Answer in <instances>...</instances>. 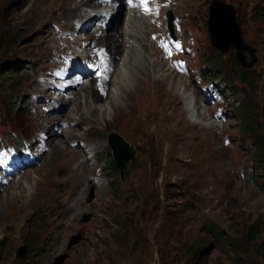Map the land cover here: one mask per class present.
<instances>
[{
    "label": "rangeland",
    "instance_id": "374dc122",
    "mask_svg": "<svg viewBox=\"0 0 264 264\" xmlns=\"http://www.w3.org/2000/svg\"><path fill=\"white\" fill-rule=\"evenodd\" d=\"M212 1H134L151 9L154 28L150 24L146 42L154 59H164L165 70L176 84L184 80L186 89L177 91L164 78L162 91L169 95H143L134 106L126 99L125 113L114 114L111 104L122 103L109 92L117 84L114 73L122 67L124 50L109 72L81 50L60 52L64 43L49 61L45 41L64 34L74 43L73 29L61 31L65 20L57 16L43 22L26 17L30 6H21L22 0H0V67L12 70L0 80L5 85L0 93V264H264V178L262 172L255 176L254 166L255 144L264 139V0H219L236 9L243 40L256 48L257 62L241 68L248 75L245 82L232 64L235 50L223 53L212 45ZM117 2L108 18L92 12L94 19L81 20L74 35L82 37L83 49L96 46L97 53L102 34L121 33L124 39L129 9L127 1ZM98 25L102 30L96 33ZM91 36L100 42H88ZM103 47L99 61L108 63L111 47ZM244 55L250 63L252 57ZM58 62L57 86L32 93L41 83V66L50 70ZM139 72L133 84L142 80ZM81 80L93 84L86 96L105 107L106 117L72 123L71 136L65 125L75 119ZM176 100L180 116L173 120ZM244 103L256 106L250 115L259 124L256 138L243 133L233 113ZM37 109L52 118L44 134L35 121ZM115 134L129 145L131 158L112 178L110 135ZM71 137L76 146L69 144ZM57 146L63 150L54 155ZM71 152L78 159L74 168L87 169L85 183L75 190L64 172ZM57 169L63 172L51 176ZM22 246L26 254L17 258Z\"/></svg>",
    "mask_w": 264,
    "mask_h": 264
},
{
    "label": "bare ground",
    "instance_id": "6f19581e",
    "mask_svg": "<svg viewBox=\"0 0 264 264\" xmlns=\"http://www.w3.org/2000/svg\"><path fill=\"white\" fill-rule=\"evenodd\" d=\"M125 1H127V7L129 9V11H128L129 15H128V19H127L128 21H126L127 27L123 33L124 39H122V40L120 39L121 35H122L121 33L111 34V35H107V36H106V34H102L101 35V42L95 36H91L90 39H88L89 40L88 42L99 41L101 43L100 44L101 45L100 50L104 48L103 46L109 45L111 47L108 50V52L110 53V61H108V63H105L103 60L99 61V59H102V58L100 56H98V55H101L100 50L97 51V53H96V49H95L96 46H94L93 50L83 49L82 48V37L76 36L77 37L76 38L74 33L79 28V24H80L81 20H83L85 17L87 18L90 16L91 19H94L92 12L95 14H97V13L101 14L104 16V18H106V16H107V18H108V12L118 5L117 0H105V1L104 0H101V1L100 0H22V3H21V6H25V5L28 7L30 6L28 13L25 15L26 17H29L31 15L32 18L38 19V21L40 20V22H43L46 18H49L51 15H52L51 18L53 16L54 17L57 16L58 18H60L61 21L65 20V24L60 23L62 25L58 26L61 31H64V30L69 29V28L73 29V31H69V32H71L72 36L76 39V41L74 43L69 42L68 39L66 37H64V34H63V36H58V40L53 41V38H52L50 40L47 39L45 41V43H47V42L49 43V47H48L49 57L46 58L49 61L53 60V54H56L58 51H60L59 46L64 43L66 47L64 49H62L63 51H60V52H64V50H65L66 51L65 54H67V53H75L76 50H81V54L83 57H85L88 60H94L98 64L96 67H98L100 69H104V71L108 70V72H109L110 69L113 67V64L116 63V57H120V52L124 50L125 54L122 58V63H123L122 67H120V71L118 69L117 73H114V74H116L115 76H116L117 84L116 85L114 84L115 86L113 87V91L109 92V95L111 94V96H113L114 99L116 98V100H119L122 103L120 106L114 105V102H113V104H111V110H112V112H114V114L125 113L124 109H126V107L129 106V103L126 101V99H129L130 102L132 101L131 104H132V106H134V104L137 100H138V102L139 101L142 102L144 96H147V97L152 96V95L154 96V94L156 93L158 95V97L160 98V97H164L166 95H169L166 91H162V88L164 87V78H167V80H168L167 82H169V84L172 87L177 86V88H176L177 91H180L182 89L183 90L186 89V85H185L184 80L181 79L176 84V82L174 81L175 76L170 71V69L168 68V70H165L166 62L164 61V59H154L152 51L150 50V48H148V45H147L148 42H146L148 35H147L146 31L152 25V23L149 22V15L151 13H149V11H148L151 9L147 6L145 8L144 7L140 8L138 5H134L135 0H125ZM4 2H5V0H4ZM106 3H107L106 6H104V7L100 6V4L105 5ZM131 8H133V9H131ZM11 15H13V14H11ZM15 15L20 17V14H15ZM169 15L172 16V13H169ZM103 16H101V17H103ZM13 20H14V18L11 17L10 21H13ZM103 21L105 22V20H103ZM16 23H18L17 20H14L13 24H16ZM56 23H54V24H56ZM152 26L154 28V25H152ZM96 28H97L95 31L96 33H98L99 31L102 30V27L99 25ZM62 39H63V41H62ZM121 42H122V44H121ZM45 49L46 48H44V51L46 53ZM60 66H61L60 63L58 62L57 64L52 65L50 70H45V68H47L49 66H47V65L43 66L42 65L40 70L43 72V74L38 77L39 81L41 83H39L38 85L33 87V89L32 88L30 89V90H32V93L40 94L45 89L55 88L57 86L56 79H59V80L62 79V76L60 75L62 67H60ZM138 71H140L139 73L142 76V80H139V81L137 80V84H133V77L135 76L136 73H138ZM156 75H161V77H163V78L157 79L155 77ZM82 82H83V80H81L79 82V85H82V90L76 96V100H77V98H78V100L75 102V109L78 113V114L76 113L77 117L75 116V119H72L73 121L71 123H67L65 125V127L67 126L69 130H71L70 126L72 123L80 124V123H84V122H90V121L96 119L97 115H99L101 117H106L105 107L102 106L101 104L97 105L98 103L95 104V100L92 104L91 102H89L90 96H86V93L89 94L90 91L92 92L93 84L85 85ZM64 87H65V85H64ZM62 89H64V88L62 87ZM68 91H67V95H68ZM100 94H102V93H100ZM100 94L96 95L99 98L98 102L103 97V96L101 97ZM94 98H95V96H94ZM68 102H71L70 99ZM72 102H73V99H72ZM178 105H179L178 101L177 100L174 101L173 108H172V114L170 116V118L173 120L174 119L178 120V115L180 116ZM197 106H198V103H195V107H197ZM187 108L188 107H186L185 109H187ZM83 109H84V111H82ZM203 115H204V113H201L200 111L198 112L199 118H201V119L204 118ZM35 121L38 124V127L40 128L39 131H41V133L44 134V133H46L45 132L46 124L49 121H52V118L45 117V114H43V112L41 110L37 109ZM69 132H70L71 136H74L72 130ZM112 136H113V138H112L113 142L112 143H114V141H115L117 144L125 145L127 148H129V145H127V143L125 141H123V139L121 137H119L116 134L112 135ZM56 139H57L56 137L54 140L50 139V141L47 143V146L45 144L43 150L48 149V147H49L48 145L51 144V141H52V143H54ZM69 141H71L69 144H71L72 146L73 145L76 146L77 143H76V139L74 137H71L69 139ZM62 150H63V148H62ZM62 150H61V148H59L57 146L53 150V154L54 155L59 154ZM129 150L131 151L130 148H129ZM71 153H72V159L69 161V164L66 165L64 172L67 176H69L68 184H69L70 189L75 190L79 186H81L82 184L85 183V181H86L85 176H86L87 169L84 166L81 168H74V164L76 166L78 165V159L75 156L74 152H71ZM121 154L122 155L126 154L123 149L121 151ZM121 154H119V152H117V158H119V160L122 159V158H120ZM53 159L54 158H52L51 160H53ZM63 165H64V163H63ZM72 165H73V167H72ZM30 166H32V165H30ZM61 166H62V164H61ZM62 172H63V170L57 169L56 171H52L50 173V175L51 176H53L55 174L59 175V173H62ZM37 185H39L38 182H37ZM42 185L43 184H41L39 186V190L42 188ZM20 186L21 185H19V188H18L19 190L21 189ZM42 190H44V188ZM20 192H21L20 197L21 198L25 197L24 190H23V192L22 191H20ZM56 199H58V198H56Z\"/></svg>",
    "mask_w": 264,
    "mask_h": 264
},
{
    "label": "water",
    "instance_id": "95a60500",
    "mask_svg": "<svg viewBox=\"0 0 264 264\" xmlns=\"http://www.w3.org/2000/svg\"><path fill=\"white\" fill-rule=\"evenodd\" d=\"M210 8L208 24L212 45L223 53L235 50V59L242 67L250 68L253 66L258 60L255 54L256 48L248 46L243 40L240 25L236 21V9L227 4H223L219 0H213ZM168 17L170 18L168 20V27L171 29L172 16L168 14ZM244 52H247L250 57H252V61L250 63L247 62V56L244 55ZM110 136V147L113 152L115 164L120 170L124 167L125 162L131 158V151L125 145L117 144L115 141L112 143L113 136ZM122 149L126 153L125 155L121 154ZM117 152L121 154V160L117 158ZM25 254L26 248L22 246L17 251L16 257L23 258Z\"/></svg>",
    "mask_w": 264,
    "mask_h": 264
},
{
    "label": "trees",
    "instance_id": "16d2710c",
    "mask_svg": "<svg viewBox=\"0 0 264 264\" xmlns=\"http://www.w3.org/2000/svg\"><path fill=\"white\" fill-rule=\"evenodd\" d=\"M264 14V13H263ZM234 56V57H233ZM232 56V64L235 66V72L237 75V78H239L241 81L245 82L248 76L246 72L241 69L242 66L236 61L235 55ZM216 62H219L220 54H216L215 56ZM11 73L12 70H3L2 67H0V80H4L5 74ZM1 77H3L1 79ZM4 83L0 84V93H4ZM233 113L236 114L237 117H239L240 125L243 129V133L250 132V135H252L254 138L257 136V132L259 130V124L257 121L254 123L250 120V115L256 111V106L251 103H244L240 106H236L233 108ZM257 140V139H256ZM257 146V153L255 155V176L260 175L261 173L257 174L258 172H262L263 178H264V139L258 140V143L255 144ZM112 157V155H111ZM260 169L262 171H260ZM109 171L111 172V177L116 178L118 175V168L114 162V159L112 158L111 163L109 164ZM257 174V175H256Z\"/></svg>",
    "mask_w": 264,
    "mask_h": 264
},
{
    "label": "snow or ice",
    "instance_id": "6c2138e0",
    "mask_svg": "<svg viewBox=\"0 0 264 264\" xmlns=\"http://www.w3.org/2000/svg\"><path fill=\"white\" fill-rule=\"evenodd\" d=\"M161 46L164 47L167 50V45L166 44H162ZM176 47L179 48V45L177 44ZM168 54L171 55V52L169 51Z\"/></svg>",
    "mask_w": 264,
    "mask_h": 264
}]
</instances>
